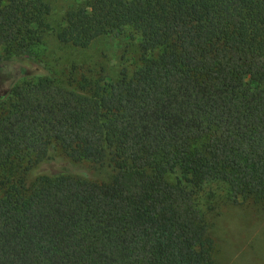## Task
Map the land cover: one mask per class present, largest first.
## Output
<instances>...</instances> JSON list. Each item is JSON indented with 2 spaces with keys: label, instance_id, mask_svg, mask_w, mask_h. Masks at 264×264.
I'll use <instances>...</instances> for the list:
<instances>
[{
  "label": "trees",
  "instance_id": "trees-1",
  "mask_svg": "<svg viewBox=\"0 0 264 264\" xmlns=\"http://www.w3.org/2000/svg\"><path fill=\"white\" fill-rule=\"evenodd\" d=\"M49 13L0 0V264H215L204 185L264 205V0H83L59 42L156 52L111 81L15 79L7 65L42 62ZM55 151L108 173L30 180Z\"/></svg>",
  "mask_w": 264,
  "mask_h": 264
},
{
  "label": "rangeland",
  "instance_id": "rangeland-1",
  "mask_svg": "<svg viewBox=\"0 0 264 264\" xmlns=\"http://www.w3.org/2000/svg\"><path fill=\"white\" fill-rule=\"evenodd\" d=\"M81 1L83 0H45L50 6V13L46 17L50 30L44 33V52L37 53L38 56L32 54V59L40 60L35 57H42V62L26 60L7 65L6 68L11 69L15 79L30 75H51L68 85L70 74L75 79L84 74L104 76L107 81L116 80L123 68L133 72L140 64V57L144 52L155 53L158 49L157 41L147 42L138 37L102 36L85 48L59 42L55 33L62 25L64 13L78 6ZM0 76L4 77V74ZM1 91L0 88V93ZM56 172L88 177L108 173L106 169L100 170L90 161L73 162L55 151L52 159L34 166L29 171L28 178L33 180L39 174ZM200 197L199 208L209 225L215 264H264V205L244 202L241 198L234 203L227 188L213 181L204 185Z\"/></svg>",
  "mask_w": 264,
  "mask_h": 264
}]
</instances>
